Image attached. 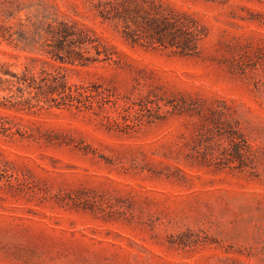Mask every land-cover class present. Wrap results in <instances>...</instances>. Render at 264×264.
I'll return each instance as SVG.
<instances>
[{"label":"rangeland","instance_id":"obj_1","mask_svg":"<svg viewBox=\"0 0 264 264\" xmlns=\"http://www.w3.org/2000/svg\"><path fill=\"white\" fill-rule=\"evenodd\" d=\"M161 1L202 24L197 54L128 44L90 0H0V63L108 95L0 105V264H264V0ZM54 19L112 57L62 64L29 45Z\"/></svg>","mask_w":264,"mask_h":264},{"label":"trees","instance_id":"obj_2","mask_svg":"<svg viewBox=\"0 0 264 264\" xmlns=\"http://www.w3.org/2000/svg\"><path fill=\"white\" fill-rule=\"evenodd\" d=\"M96 17L101 23L112 26L130 45H140L167 50L177 56H193L205 30L198 19L186 11H180L161 0H90ZM28 41V40H26ZM29 45L36 46L53 61L62 64L86 65L110 59L113 51L105 47L95 31L77 21L52 20L35 31ZM5 77L2 78L1 76ZM0 89L17 94L9 95L8 105L15 107L22 102L35 100L48 107H75L78 109H102L107 94L81 84L69 83L60 71L49 72L44 68L34 70L27 64L20 75L0 63ZM28 96L24 97V94ZM97 97L100 99L98 102ZM96 103V104H95ZM0 130H6L0 121ZM239 140H230L232 152L227 163L241 168L251 159L248 143L240 134Z\"/></svg>","mask_w":264,"mask_h":264}]
</instances>
